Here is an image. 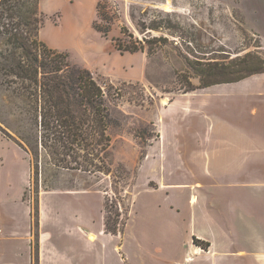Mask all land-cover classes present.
<instances>
[{
    "label": "rangeland",
    "instance_id": "rangeland-1",
    "mask_svg": "<svg viewBox=\"0 0 264 264\" xmlns=\"http://www.w3.org/2000/svg\"><path fill=\"white\" fill-rule=\"evenodd\" d=\"M263 1L40 0L39 40L67 55L75 68L90 72L106 94L113 122L107 131L115 166L110 174L96 173L85 159L75 162V154H31L19 147L24 148L17 135L30 138L34 126L28 103L19 96L26 83L10 73L13 47L7 33L12 24L6 17L0 20V154L23 151L29 158L23 201L30 208L32 264H37L41 202L43 219L57 221L44 228L49 237L60 234L52 245H76L72 236L78 229L93 232L103 223L124 231L128 264H185L184 237L197 226L204 228L207 217L194 222L196 205H188V195L163 191L168 178L184 183L183 174L173 175L184 157L169 154L183 147L167 139V104L174 95L264 74ZM18 30L27 37L23 24ZM117 45L130 51L119 52ZM31 144L34 148L35 140ZM160 216L175 220L178 233L169 241L154 237L150 222ZM192 237V247L207 251L211 245ZM171 242L174 255L161 260L158 247ZM186 264L209 263L192 256Z\"/></svg>",
    "mask_w": 264,
    "mask_h": 264
},
{
    "label": "crops",
    "instance_id": "crops-1",
    "mask_svg": "<svg viewBox=\"0 0 264 264\" xmlns=\"http://www.w3.org/2000/svg\"><path fill=\"white\" fill-rule=\"evenodd\" d=\"M260 28L264 32V1ZM166 110L167 139L183 147L169 153L184 157L173 175L183 174L184 183L168 178L163 191L188 195V205H196L194 222L207 217L205 229L197 226L184 237V263L204 256L209 264H264V74L174 95ZM19 153L0 154V264H32L30 208L23 201L29 158ZM43 210L41 202L37 264H128L124 231L107 233L103 223L93 232L78 229L72 236L76 245L59 248L52 243L60 234L44 231L57 221H45ZM174 221L160 216L150 222L154 237L171 240L178 233ZM191 237L211 245L207 251L192 247ZM174 244L157 245L161 260L174 255Z\"/></svg>",
    "mask_w": 264,
    "mask_h": 264
},
{
    "label": "trees",
    "instance_id": "trees-1",
    "mask_svg": "<svg viewBox=\"0 0 264 264\" xmlns=\"http://www.w3.org/2000/svg\"><path fill=\"white\" fill-rule=\"evenodd\" d=\"M4 17L12 24L7 33V44L13 47L8 56L12 64L10 73L22 84L26 83L25 91L19 96L28 103V120L34 126L30 138L17 135L24 148L18 144L19 147L31 154H48V151L65 157L75 154V162L85 159L83 162L96 173H112L115 166L109 153L111 140L107 131L113 122L102 87L90 72L75 68L67 55L47 48L39 40L43 24L39 0H3L0 20ZM21 24L27 37L17 33ZM117 50L130 51L119 45ZM31 140L36 142L34 148ZM37 213L36 210L34 218ZM104 226L107 233L119 231Z\"/></svg>",
    "mask_w": 264,
    "mask_h": 264
},
{
    "label": "bare ground",
    "instance_id": "bare-ground-1",
    "mask_svg": "<svg viewBox=\"0 0 264 264\" xmlns=\"http://www.w3.org/2000/svg\"><path fill=\"white\" fill-rule=\"evenodd\" d=\"M164 104H166V101H164Z\"/></svg>",
    "mask_w": 264,
    "mask_h": 264
}]
</instances>
